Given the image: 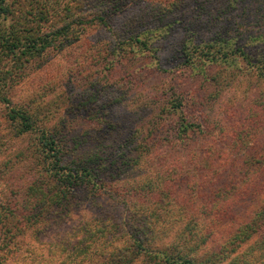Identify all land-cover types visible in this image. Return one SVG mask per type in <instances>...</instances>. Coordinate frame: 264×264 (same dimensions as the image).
<instances>
[{
    "label": "trees",
    "instance_id": "trees-1",
    "mask_svg": "<svg viewBox=\"0 0 264 264\" xmlns=\"http://www.w3.org/2000/svg\"><path fill=\"white\" fill-rule=\"evenodd\" d=\"M127 1L133 0H113V4L110 3L112 6H102L107 12L113 6L114 10L120 12ZM17 4L22 9H17ZM23 4L26 5L21 1L11 4L10 0H0V100L3 101L7 100L6 91L22 80L32 63L43 57L48 50L61 49L65 41L80 38L87 26L98 21L108 26L104 14L86 18L78 5L60 8L59 4L53 5V0H29V7L23 9ZM222 6L218 12L212 13L206 11L204 1H200L195 7L197 12L192 15V21L191 16L187 18L188 21L179 17L182 13L168 17L169 10L157 14L150 6L128 23V31L119 41L116 39L112 50H119L117 55L121 57L120 60L128 58L126 61H131L127 50H136V47L152 48L148 40L141 36L142 32L147 31L152 37L160 39L167 33L160 32L176 23L190 21L185 27L191 30V38L182 45L184 63L192 68L195 65L200 67L201 73L210 80L211 85L218 87V91L225 82L222 73L230 72L227 76L235 79L236 73L227 70L229 65L264 79V26L253 27L255 23L251 18H255V13L246 19L240 18L232 0H224ZM259 14L256 23H264V11ZM203 16L207 17L206 21L204 25H199ZM150 23L158 25L139 30L138 26ZM134 26H137L136 29H131ZM202 29L204 33L211 32L210 40H195V35ZM116 38H119L118 35ZM222 63L228 66L219 67ZM126 72L129 78L135 74L134 69ZM190 92L166 90L162 94L165 99L164 110L176 117L173 125L175 142H181L188 148L193 135L201 134L203 138L207 135V143L213 139V145L223 143L229 134L219 140L216 133H212L215 131L209 130L211 124L207 122L202 108L204 98L197 92ZM89 100L95 101L92 109L97 111L98 98ZM84 104L88 106L89 102ZM101 105L108 108V104ZM9 112V119L18 124L20 134L34 133L40 159L46 166L24 189V195L29 198L28 206H17L9 198L11 194L0 200V264L23 260L29 232L46 235L50 225L66 218L72 224L60 237L44 241L37 237V242L46 243L49 250L36 264H221L229 254L234 255L233 264H264V203L257 204L264 196V169L259 164L263 162L262 157L240 155L232 158L213 151V155L205 160L208 168H204V157L200 154H197L200 159H196L194 154L184 158L185 162L180 168H199L212 174L218 172L213 179L216 181L222 176L227 178L219 186L217 183L220 182L215 183L217 188L204 196V200L212 201L208 203L210 216L198 221L191 214H197L199 205L190 201L194 206L189 209L188 205H182L181 192L175 191L171 177L166 179L167 175L158 172L156 182L152 177L130 181L126 174L128 170L154 159L157 141L150 138L149 134H156L155 129L145 124L135 129H142L139 141L134 142L135 146L130 145L131 140L128 141L130 147L124 150L125 143L127 145L132 135L124 139V144L120 141L105 143L102 134H90L88 140L85 138L74 144L60 131L44 127L33 110L12 107ZM87 112L90 115L97 113L91 109ZM257 116L254 114L247 120L254 130V140L260 132ZM103 129L109 132L115 128L109 125L103 126ZM234 131L235 135L241 134L237 129ZM235 135L230 134V147L237 145ZM172 144L169 142L167 148ZM201 149L204 150V144ZM237 159L251 166L245 170L241 167V170L235 165ZM245 164L241 163L240 166ZM173 169L175 167L170 166L162 172ZM181 174L183 179L188 180V189L192 181L184 173ZM198 182L205 187L210 179L201 177L193 184ZM256 197L255 203H252L255 204L252 216L229 235L230 247L224 246L221 251L205 250L204 247L208 248L213 234L218 232L222 224L221 215L228 216L230 207L238 205L237 199L254 200ZM99 205L104 210L114 206L119 212L118 217L108 215L104 210H98L100 214L93 213L91 208L98 209ZM174 212L179 213L182 223L171 237L169 226L176 225L172 221ZM254 238L256 240L252 244Z\"/></svg>",
    "mask_w": 264,
    "mask_h": 264
},
{
    "label": "rangeland",
    "instance_id": "rangeland-1",
    "mask_svg": "<svg viewBox=\"0 0 264 264\" xmlns=\"http://www.w3.org/2000/svg\"><path fill=\"white\" fill-rule=\"evenodd\" d=\"M20 1L26 4L25 6L23 4V9L29 7V0H10L11 4L20 3ZM200 1H204V8L212 13L224 7L222 6L224 0H133L132 2L127 1L120 12L114 10V6L110 8V12H107L102 5L112 6L110 3L113 4V0H53V5L59 4L60 8L65 5L72 7L78 5L79 10L84 11L86 18L102 13L106 16L108 26L98 21L87 26L80 38L65 41L66 44L61 49L48 50L43 57L32 63V67L28 68L22 80L14 83L6 91L7 100H0V200L5 195L7 197V194H11L9 198L12 202L15 201L17 206H28L29 198L24 195V189L38 177L46 166L40 159L34 133L20 134L18 124L9 119L8 115L12 107L35 111L44 127L60 131L68 141L74 144L75 141H82L85 138L88 140L90 134L99 136L102 134L101 136L105 137V143H119L120 141L124 144V139L132 135L127 140V145L126 143L124 145V150H126L125 148L130 144L128 141L131 140L130 145L135 146L134 142L139 141L142 135L141 128L137 131L135 129L143 124L155 129L156 134H151V132L149 134L150 138L153 137L157 141L155 144L157 153L154 159H149L141 166L128 170L126 174L130 181L138 178L142 181L147 177H152L156 182L158 172L167 175L166 179L171 177L175 191L181 192L179 193L180 203L188 205V209L194 206L193 203L199 205L197 214H191V217L198 221L206 220L207 215L210 216L208 203L212 201L204 200V196L217 188L215 183L220 182L217 183L219 186L226 182L227 178L222 176L219 181H216L213 179L218 172L212 174L208 171H201L199 168H189L190 170L180 168L185 162L184 158L187 159L194 154L196 159H200L197 155L200 154L204 157L202 162L205 165L204 168H208L205 160L213 155V151L232 158L240 155L262 157L263 162L259 164H262L260 168L264 169V79H258L253 75L254 73H249L242 68L222 63L218 66H228L227 70H231L236 75L232 80L227 76L230 72L222 73L224 80L221 79L225 82L218 91V87L211 85L210 80L201 73L200 67L195 65L192 68L184 63L182 45L191 38L189 36L191 30L185 27L191 22L186 21L190 16L191 21L194 20L192 15L197 12L195 7ZM232 1H234L233 7H236V13L240 15V18L246 19L255 13V18H251L255 23L253 27L264 26V23H256L259 12L264 11V0ZM150 6L157 14L169 10L168 17L182 13L183 15L179 17L187 20L185 23H176L168 30L160 32H167L160 39L152 37L147 31L142 32L141 36L148 40L152 48L136 47V50H127L126 53L131 57V61H126L128 58L120 60L121 57L117 55L119 50H112L116 39L119 41L121 37H124L128 31L126 27L128 23ZM17 9H22L20 4L19 6L17 4ZM206 18L203 16L199 25H204ZM153 25L158 24L150 23L146 26H138V28L142 31L141 28L151 29ZM136 27L131 29H136ZM116 35L119 38H116ZM211 36V32L204 33L202 29L199 34L195 35V40L204 42V40H210ZM131 69H134L135 74L129 78L130 75L126 71ZM166 90L178 93L190 90L192 91L190 93L197 92L201 95L204 98L202 102L204 116L211 124L208 126L209 130L215 131L212 133H216L219 140L229 134L228 139L223 138V143L213 145L214 139L207 143V135L203 138L201 134H196L193 135L188 148L184 147L181 142H175L173 125L176 117L168 113V110H164L165 99L162 94ZM90 98H98L97 111L92 109L95 101L91 102ZM87 101L89 105L85 106L84 103ZM101 104H108V108ZM89 109L97 113H93L92 116L90 112H87ZM189 113L192 115V112ZM254 114L258 115L260 124V132L255 140L254 130L247 122ZM109 125H113L115 129L105 132L103 126ZM235 129L241 134L235 135ZM230 134L235 135L234 140L237 142V145L233 147H230L231 144L228 142L231 139ZM169 142L173 144L167 148ZM202 144H204V150L201 149ZM159 146H161L160 150ZM235 162L241 170V167L245 170L251 166L240 159ZM241 163L245 165L240 166ZM170 166H174L175 169L162 172ZM181 173L192 181L188 189L186 188L188 180L183 179ZM201 177L204 179L209 177L210 183H203L206 184L205 187L199 182L193 184ZM256 199L257 197L254 200L237 199L238 205L230 207V214L221 215L222 224L218 227V232L213 234L208 248L204 247V249L221 251L224 246L230 247L231 237L229 238V235L249 220L252 216L251 211L255 209V204L252 203H255ZM260 200L257 204L264 203V196ZM113 207L104 210L102 205H99L98 209L92 207L91 211L100 214L98 210H104L108 215L118 217L119 212ZM68 220L66 218L64 221L50 225L45 232L46 235L29 232L25 245L27 250L22 256L23 260L6 264H36L49 250L46 243L37 242V237H40L41 241L60 237L62 232L72 224ZM172 221L176 225L169 226L171 237L174 236V230L182 223L178 212L175 216L173 215ZM255 240L256 238L252 239L251 243L254 244ZM233 256L229 254L221 264H233Z\"/></svg>",
    "mask_w": 264,
    "mask_h": 264
}]
</instances>
